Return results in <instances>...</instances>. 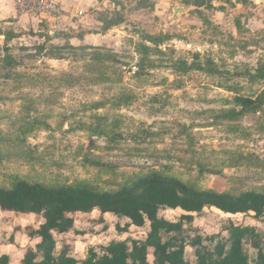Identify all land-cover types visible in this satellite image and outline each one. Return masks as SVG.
<instances>
[{
    "label": "rangeland",
    "instance_id": "obj_1",
    "mask_svg": "<svg viewBox=\"0 0 264 264\" xmlns=\"http://www.w3.org/2000/svg\"><path fill=\"white\" fill-rule=\"evenodd\" d=\"M68 16L56 35L14 16L0 23V187L88 181L113 190L160 172L196 190L264 193V106L235 101L264 92V0H99ZM73 217L56 239L80 260L150 231L148 222L121 233L126 220L99 210ZM42 221L0 210V257L22 264L39 242L22 230ZM230 222L256 228L264 249V218L208 208L181 234L187 259L196 261L198 238L228 240ZM244 247L254 264L257 250Z\"/></svg>",
    "mask_w": 264,
    "mask_h": 264
},
{
    "label": "trees",
    "instance_id": "obj_2",
    "mask_svg": "<svg viewBox=\"0 0 264 264\" xmlns=\"http://www.w3.org/2000/svg\"><path fill=\"white\" fill-rule=\"evenodd\" d=\"M236 103L258 111L264 106V92L257 98L237 96ZM27 133L25 132L24 135ZM215 209L230 216L254 214L264 218V193L246 191L240 194L215 190H196L184 181L151 172L131 184L105 190L99 185L83 181L66 183L17 181L10 187H0V210L7 213L35 214L43 218L38 228L22 231L31 240H38L36 249H26L22 264H251L244 244L249 241L257 250L254 264H264V249L260 233L250 226L230 222L225 228L229 238L217 241L214 247L205 246L202 238L190 243L199 247L196 261L186 255L187 240L181 234L195 221V214ZM163 209L182 210L179 221L160 217ZM113 214L126 220L118 229L128 233L131 227L143 228L149 222L146 239L128 237L108 245L90 247L87 256L77 259L73 247L66 242L58 250L57 235L69 233L75 226L74 214ZM215 237L210 238L215 241ZM154 259L151 262L149 257ZM0 264H11V257L3 255Z\"/></svg>",
    "mask_w": 264,
    "mask_h": 264
},
{
    "label": "built area",
    "instance_id": "obj_3",
    "mask_svg": "<svg viewBox=\"0 0 264 264\" xmlns=\"http://www.w3.org/2000/svg\"><path fill=\"white\" fill-rule=\"evenodd\" d=\"M18 18L38 20L49 35H56L64 22V10L55 0H16Z\"/></svg>",
    "mask_w": 264,
    "mask_h": 264
},
{
    "label": "crops",
    "instance_id": "obj_4",
    "mask_svg": "<svg viewBox=\"0 0 264 264\" xmlns=\"http://www.w3.org/2000/svg\"><path fill=\"white\" fill-rule=\"evenodd\" d=\"M55 1H57L62 6L65 12L63 26L60 30L63 29L66 30V22L68 21L67 19H69L68 13L69 14L73 13L74 10L77 9L78 13L84 14L86 12H90L91 10H94L99 4V0H55ZM13 16L16 17V19H18L16 0H0V23L5 22L8 19H11ZM19 22L20 24L24 23L23 29H28L31 23H37L38 25H40L38 20L32 18H20ZM85 38L86 40H84V43H89L90 36H85ZM108 215H113V214L107 213L104 215V217H107ZM5 255H9V254H5Z\"/></svg>",
    "mask_w": 264,
    "mask_h": 264
},
{
    "label": "water",
    "instance_id": "obj_5",
    "mask_svg": "<svg viewBox=\"0 0 264 264\" xmlns=\"http://www.w3.org/2000/svg\"><path fill=\"white\" fill-rule=\"evenodd\" d=\"M179 12V11H178Z\"/></svg>",
    "mask_w": 264,
    "mask_h": 264
}]
</instances>
